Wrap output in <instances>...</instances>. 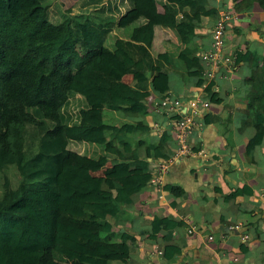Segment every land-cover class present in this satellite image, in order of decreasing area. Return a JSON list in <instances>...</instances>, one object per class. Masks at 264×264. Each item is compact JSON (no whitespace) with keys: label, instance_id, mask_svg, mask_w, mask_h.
I'll list each match as a JSON object with an SVG mask.
<instances>
[{"label":"trees","instance_id":"1","mask_svg":"<svg viewBox=\"0 0 264 264\" xmlns=\"http://www.w3.org/2000/svg\"><path fill=\"white\" fill-rule=\"evenodd\" d=\"M248 1L264 10V0ZM219 19L208 0L170 3L154 21L140 14L135 0H77L70 7L59 0H0V174L15 166L20 175L17 188L8 178L2 184L0 264H129L111 245L120 239L129 253L138 251L136 237L121 230L134 221L133 197L173 152L168 138L153 144L148 123L130 119L147 115L148 81L120 89L103 51L115 54L127 75L157 72L151 63L156 30H174L184 47L177 57H159L204 76L193 43L196 24ZM250 59L237 54V62ZM205 92L220 102L214 83ZM251 116L253 156L264 140V104ZM72 154L109 167L97 175L69 162ZM183 225L156 218L151 237L164 232L172 240ZM181 252L169 245L164 256L174 264Z\"/></svg>","mask_w":264,"mask_h":264},{"label":"crops","instance_id":"2","mask_svg":"<svg viewBox=\"0 0 264 264\" xmlns=\"http://www.w3.org/2000/svg\"><path fill=\"white\" fill-rule=\"evenodd\" d=\"M178 1L135 0L140 14L151 21ZM208 1L220 15L231 16L226 34L229 52L251 55L250 60L238 62L232 72L222 69L212 80L196 69L168 66L159 56L170 53L177 57L184 46L174 30L165 28H157L152 48L151 63L159 68L157 72L127 75L116 55L103 51L105 60L118 71L120 89L130 92L136 79L148 81L147 115L134 113L130 119L148 123L151 143L160 144L162 138H168L171 158L178 152L175 124L180 114L161 107V101L173 97L184 104L193 99L211 104L196 119L189 140L192 153L176 158L166 175H160L159 166L148 187L133 197L129 210L134 221L121 231L136 237L138 251L129 253L120 239L111 245L129 259V264H171L164 256L169 245L182 250L174 264H264V140L255 147L253 156L248 153V145L257 133L251 113L255 105L264 104V10L243 0ZM214 24L206 20L196 24L193 43L198 47L197 56L210 49ZM202 65L206 72L209 67ZM210 83H214L219 103L206 96ZM132 108L136 111L138 105ZM69 162L87 166L100 176L109 167L106 160L98 163L76 154ZM166 186L177 187L184 195L177 196ZM233 194L236 196L227 199ZM156 218L184 225L176 229L172 240H165L164 232L154 239L151 235ZM244 236L249 239L244 240ZM66 264L76 262L70 259Z\"/></svg>","mask_w":264,"mask_h":264},{"label":"built area","instance_id":"3","mask_svg":"<svg viewBox=\"0 0 264 264\" xmlns=\"http://www.w3.org/2000/svg\"><path fill=\"white\" fill-rule=\"evenodd\" d=\"M230 20L231 16L229 14L224 13L220 15V19L212 28V43L210 49L198 55L201 61L209 67L204 72V75L212 80L220 70L226 69L228 72H232L238 64L237 53H230L226 45V34ZM160 105L167 110L177 111L180 114V119L175 124V138L178 142V152L167 163L160 165V175L162 176L169 172L176 158H182L192 153L189 140L197 126L196 119L203 110L209 109L211 104L209 102H202L199 99H193L187 104H184L179 99L167 97L161 101ZM243 239L247 240L249 236H244ZM182 264L190 263L183 262Z\"/></svg>","mask_w":264,"mask_h":264},{"label":"rangeland","instance_id":"4","mask_svg":"<svg viewBox=\"0 0 264 264\" xmlns=\"http://www.w3.org/2000/svg\"><path fill=\"white\" fill-rule=\"evenodd\" d=\"M63 6L70 7L77 0H59ZM8 178L11 180L13 187L17 188L20 182V175L15 166H9L0 174V196L3 195L2 184L4 180Z\"/></svg>","mask_w":264,"mask_h":264}]
</instances>
